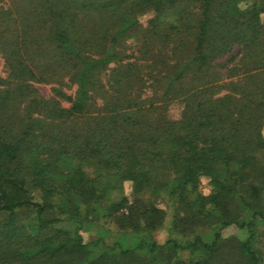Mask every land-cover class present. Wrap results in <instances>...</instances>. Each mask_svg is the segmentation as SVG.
I'll return each mask as SVG.
<instances>
[{
	"label": "trees",
	"instance_id": "16d2710c",
	"mask_svg": "<svg viewBox=\"0 0 264 264\" xmlns=\"http://www.w3.org/2000/svg\"><path fill=\"white\" fill-rule=\"evenodd\" d=\"M262 14L264 0H0V264H259ZM165 200L183 239L159 243ZM105 221L117 238L83 240Z\"/></svg>",
	"mask_w": 264,
	"mask_h": 264
},
{
	"label": "rangeland",
	"instance_id": "374dc122",
	"mask_svg": "<svg viewBox=\"0 0 264 264\" xmlns=\"http://www.w3.org/2000/svg\"><path fill=\"white\" fill-rule=\"evenodd\" d=\"M147 17H148V15H144L143 17L140 18L142 24L145 23V20L147 19ZM262 19L264 20V14H262ZM0 75H4V70L2 68L1 59H0ZM38 87L44 96L50 95V86L49 85L42 84V85H38ZM63 104L66 105V103H64V102H63ZM170 112L173 116L177 115L176 109H171ZM262 134L264 136V127L262 129ZM124 189H125L124 193H127L128 189L126 186ZM200 190L203 193H206L209 190V186L206 184V182H204L200 186ZM159 205H161L163 208H165L166 218H165V221H164L162 227L159 230H157L154 234L156 241L159 243H162L169 237H175L178 239H183V237L181 235H179V233H177V231L172 227V225H173L172 224L173 209H172L171 203L168 202L167 200H165V201L161 202ZM214 228H215V225L212 224L210 226L199 228L198 231H199V233L204 234L206 237H209L210 234L213 232ZM189 233H191V232H189ZM120 234H121V231L114 224H112L109 221H105V222H102L99 226L98 225H95V226L94 225H88L85 228V230L82 232V237H83V240L87 242L90 240H94L95 238H97L99 236H103L105 239L111 240V239L117 238ZM223 234H224V236H227V237H230V236L240 237V236H242L241 233L237 229H235V227H230V228L223 230ZM257 246L260 248L261 253H262L261 261L259 264H264V229L259 230V237H258V241H257Z\"/></svg>",
	"mask_w": 264,
	"mask_h": 264
}]
</instances>
